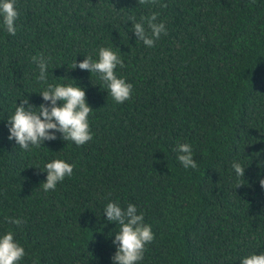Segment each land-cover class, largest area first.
I'll return each mask as SVG.
<instances>
[{
	"label": "trees",
	"instance_id": "1",
	"mask_svg": "<svg viewBox=\"0 0 264 264\" xmlns=\"http://www.w3.org/2000/svg\"><path fill=\"white\" fill-rule=\"evenodd\" d=\"M15 7V35L0 17V236L12 231L24 247L19 264H114L119 225L104 215L109 202L134 204L152 228L138 264H241L264 252V0ZM152 13L167 34L147 47L131 18ZM101 47L120 56L116 75L133 85L122 104L99 73L72 69L97 61ZM41 54L46 83L33 61ZM48 84L86 90L93 138L84 145L59 132L28 150L8 138L16 107L28 98L38 112ZM178 143L192 146L196 168L179 162ZM54 159L74 165L73 174L45 192L43 170Z\"/></svg>",
	"mask_w": 264,
	"mask_h": 264
},
{
	"label": "clouds",
	"instance_id": "2",
	"mask_svg": "<svg viewBox=\"0 0 264 264\" xmlns=\"http://www.w3.org/2000/svg\"><path fill=\"white\" fill-rule=\"evenodd\" d=\"M150 2L155 4L157 0ZM146 3H149V0H139V4ZM161 6L167 7L166 4ZM18 16L15 0H0V17L3 18V24L9 34L15 35V22ZM157 19V13L141 17L140 22H136L135 17L131 18L132 31L137 40L143 41L147 47H154L161 34H167L165 24L157 23ZM33 61L38 63L40 69L38 80L46 83L48 61L42 54L34 56ZM117 66L124 67L120 56L111 48L101 47L97 61L88 56L82 62L78 64L76 62L72 69L78 67L91 73H99L112 98L122 104L131 98L133 85L116 75ZM40 94L46 103L38 107V112L33 110L36 107L31 105L27 98L23 99V103L16 107L15 113L8 119L10 140L14 139L20 148L28 150L30 145L40 147L45 141L57 139V132L62 133L65 141H72L76 145H84L93 138L89 124V115L93 108L87 102L84 88L71 84L55 86L48 84ZM175 151L179 153L177 158L184 168L197 167L190 144L178 143ZM232 168L237 176H245V168L241 164L234 162ZM45 169L43 171L47 172V178L42 187L47 192L55 190L57 184L65 177H70L74 165L63 159H54L45 165ZM259 182L261 187H264V179ZM104 215L108 221L119 225L113 241L118 245L113 256L114 264H138L142 261L146 245L155 238L151 226L144 223L143 213L137 214V207L134 204H128L124 209L116 202H109ZM9 223L20 226L24 222L19 218H9ZM25 254L24 247L15 240L12 231L0 236V264H19ZM241 264H264V252L244 257Z\"/></svg>",
	"mask_w": 264,
	"mask_h": 264
}]
</instances>
